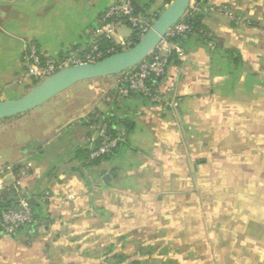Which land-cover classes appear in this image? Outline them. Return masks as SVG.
Masks as SVG:
<instances>
[{"label":"crops","instance_id":"obj_1","mask_svg":"<svg viewBox=\"0 0 264 264\" xmlns=\"http://www.w3.org/2000/svg\"><path fill=\"white\" fill-rule=\"evenodd\" d=\"M114 1L0 0V100L31 88L28 44L56 57L82 51ZM171 1L135 0L153 15ZM204 6L205 32L184 37L153 83L160 99L98 88L93 102L59 112L51 99L46 126L29 123L44 112L0 120V199L26 200L37 218L0 235V264H264V0ZM95 110L124 124L111 154L89 161ZM21 125L34 128L20 136Z\"/></svg>","mask_w":264,"mask_h":264},{"label":"built area","instance_id":"obj_2","mask_svg":"<svg viewBox=\"0 0 264 264\" xmlns=\"http://www.w3.org/2000/svg\"><path fill=\"white\" fill-rule=\"evenodd\" d=\"M207 8L200 6L196 0H189L187 11H203ZM151 17L154 18L155 15L149 14L137 5L135 0H115L99 15L96 24L89 28L92 39L82 51L79 49L64 57L47 56L35 43L28 44L20 58L24 77L34 83L39 82L62 67L82 62H95L114 52L125 50L133 44V40L115 38L118 24L130 26L141 36L152 24ZM190 31L189 23L182 18L172 25L146 59L132 70L119 74L115 84L117 98L138 94L160 99L153 83L149 84L148 81L151 77H163L172 53L179 52V41L171 38L187 35ZM103 42L106 44L104 45ZM91 128L94 135L90 142L89 161L111 153L119 140L117 136L108 134L105 123L101 126L92 125ZM19 205L20 209L0 207V235L17 236L23 227L36 224L37 218L29 203L21 200Z\"/></svg>","mask_w":264,"mask_h":264},{"label":"water","instance_id":"obj_3","mask_svg":"<svg viewBox=\"0 0 264 264\" xmlns=\"http://www.w3.org/2000/svg\"><path fill=\"white\" fill-rule=\"evenodd\" d=\"M188 7L189 0H172L131 47L95 62L62 67L34 84L23 95L0 100V120L32 110L81 81L117 75L134 67L152 53L167 30L185 15ZM11 208L20 209L21 206Z\"/></svg>","mask_w":264,"mask_h":264},{"label":"rangeland","instance_id":"obj_4","mask_svg":"<svg viewBox=\"0 0 264 264\" xmlns=\"http://www.w3.org/2000/svg\"><path fill=\"white\" fill-rule=\"evenodd\" d=\"M145 11H148L149 14H152V12H149V10L147 8H145ZM160 12V11H159ZM159 14V13H158ZM158 14H156L155 16H157ZM154 16V15H153ZM153 18V17H151ZM155 17L152 19V22L154 21ZM129 31L133 32V29L126 25V24H118L117 26V32L121 35H123L124 33H128ZM140 36V35H139ZM72 50V47H69V51L68 53H70ZM72 53V52H71ZM50 56V55H47ZM118 75H112V76H107V77H102V78H97L95 79H91L88 80V82L85 83H76L75 85L71 86L69 89L70 90H65L63 92H61L60 94H58L59 96H57V100L60 102L59 106L57 108V112H59L61 109L64 110L65 107L71 106L69 104V102L71 101V99H74L75 104L78 105H82L85 102H93L96 97L99 95L97 91V89H101L102 91H111L113 88L115 87L116 84V79L118 78ZM27 79V78H26ZM26 85H31V87L38 83V81H36L34 84L31 83V81L29 79H27L25 81ZM24 93V92H23ZM20 96V95H19ZM18 97V96H17ZM50 102H46V104H42V106H38L32 110L27 111L26 115H34L37 114L38 112H44L45 115H43L42 117H38L36 119H32L29 123L31 124L32 122L35 123L37 120H41L39 118H43V125L46 126L48 124H50V120L51 117L47 114H49V112H52L55 108V103L54 100H49ZM75 106V108L77 107ZM36 109V110H35ZM25 115V114H23ZM38 116V115H37ZM50 118V119H49ZM8 121H14L15 119H17L15 116L13 117H9V118H5L2 120H7ZM24 125H21V127H17L16 128V132L18 133V135H22L24 132H27L29 130H33L34 126H32L31 128L29 126H25L22 127ZM27 127L29 128V130H27ZM64 133H67L66 131ZM30 157L32 159H39V154L36 152H32ZM66 162V161H65ZM64 163V154L61 155L60 157H57L54 161V164L60 165ZM58 167V166H57ZM59 168V167H58ZM149 264V263H147ZM150 264H155L154 262L150 263Z\"/></svg>","mask_w":264,"mask_h":264},{"label":"trees","instance_id":"obj_5","mask_svg":"<svg viewBox=\"0 0 264 264\" xmlns=\"http://www.w3.org/2000/svg\"><path fill=\"white\" fill-rule=\"evenodd\" d=\"M196 2L200 6L203 7L205 5L206 0H196ZM202 15H203L202 11H187V13L182 17V20L186 21L190 25L191 31H190L189 35L192 34V33H196V34L198 33L200 35L203 32H205V30L203 28L204 26H203L202 21H201L202 20ZM155 17H157V16H155ZM187 35H183V36H179V37H172L171 39L180 42ZM138 37H139L138 32L133 30V36L131 37V39L133 40V44L138 40ZM103 44L105 45L106 42H103ZM229 53H231V52L229 51ZM234 60H236V58ZM132 68H134V67H131L130 69H128L126 71H130V70H132ZM157 79H159V78L151 77L149 79L148 83L152 84ZM85 120H86L85 124L88 127H90L91 125L101 126L103 123H105L107 125L108 134L114 135V136L118 135V132H117V129H116V125L124 124V121H123V119L120 116L107 114V113L106 114L105 113H101L98 110L97 111L96 110L92 111L89 114L88 118L85 119ZM89 130H90L89 131V134H90L93 131V129L91 130V128H89ZM89 148H90V146H89ZM89 148L86 149L85 156H84L85 159L89 155V151H90ZM110 154L111 153H107V154L101 155L100 157H98V158H96L94 160L96 161V160H99V159L107 158ZM0 207H7V203H5L2 199H0ZM145 262H148V260L135 261V262H133V264H145Z\"/></svg>","mask_w":264,"mask_h":264}]
</instances>
